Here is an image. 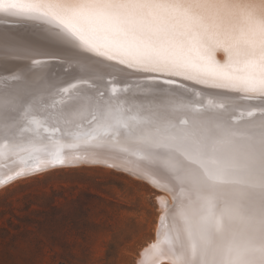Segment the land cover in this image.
<instances>
[{"label": "snow or ice", "instance_id": "obj_1", "mask_svg": "<svg viewBox=\"0 0 264 264\" xmlns=\"http://www.w3.org/2000/svg\"><path fill=\"white\" fill-rule=\"evenodd\" d=\"M8 57L31 67L0 75V186L125 168L174 201L137 264H264V0H0Z\"/></svg>", "mask_w": 264, "mask_h": 264}, {"label": "rangeland", "instance_id": "obj_2", "mask_svg": "<svg viewBox=\"0 0 264 264\" xmlns=\"http://www.w3.org/2000/svg\"><path fill=\"white\" fill-rule=\"evenodd\" d=\"M9 58L0 63L31 67ZM50 73L26 79L43 86L63 78L59 66ZM159 195L174 204L144 179L89 163L18 178L0 188V264H137L157 239Z\"/></svg>", "mask_w": 264, "mask_h": 264}, {"label": "bare ground", "instance_id": "obj_3", "mask_svg": "<svg viewBox=\"0 0 264 264\" xmlns=\"http://www.w3.org/2000/svg\"><path fill=\"white\" fill-rule=\"evenodd\" d=\"M9 58V57H8ZM10 59V58H9ZM14 60V59H13ZM16 61V60H15ZM19 61V60H18ZM26 61V60H25ZM24 61V62H25ZM59 65V62H50L48 65H46L44 68H42V70H37V72H38V74H39V72L40 73H42L43 75H50L51 73H50V71H51V68H54V67H57ZM30 67V66H29ZM61 76V75H60ZM63 76V75H62ZM43 77V76H42ZM40 78V77H39ZM45 79V78H44ZM56 80H57V77H56ZM30 82V81H29ZM58 82V81H57ZM40 83V82H39ZM48 83V82H47ZM55 83H56V81H55ZM48 86L49 85H43V86H36L37 88H41V89H39V90H37V92L39 93V92H43V93H47V90H48ZM33 87V86H32ZM18 162H13V163H11L10 164V162H7V161H5V162H0V174H2L3 172H5V171H7V169H8V167L9 166H15V164H17ZM73 164H79V163H73ZM89 164H93V163H89ZM72 165V164H71ZM93 165H102V166H106V165H103V164H93ZM70 166V165H69ZM61 167H64V166H61ZM56 168H60V166L59 167H55V168H52V169H56ZM135 168V161L133 160L130 164H129V169H134ZM52 169H50V170H52ZM116 169H119V170H124V171H126V172H128V173H131L133 176H136V177H138V178H141V179H144V180H146V182L148 181L149 182V180L146 178V177H144V176H141V175H138V174H136L134 171H131V170H126L125 168H116ZM46 171H48V170H46ZM45 172V171H44ZM39 174V173H38ZM20 179V178H19ZM15 181V180H14ZM1 187H3V186H1ZM0 187V188H1ZM162 193V192H161ZM164 194V193H163ZM171 195V194H170ZM158 197H160V198H162L165 202H166V204L168 205V206H170L171 205V198L168 196V195H159ZM159 202V201H158ZM174 202V201H173ZM160 204V203H159ZM161 205V204H160ZM173 205V204H172ZM171 205V206H172ZM162 210H163V213H164V208L162 207ZM163 213H161L162 215H163ZM161 215V216H162ZM158 233L160 234V237L162 238V236H163V231H164V229H163V225H162V221H161V219H160V226H159V228H158ZM158 236V235H157ZM154 242V241H153ZM152 242V243H153ZM150 245V244H149ZM145 248H147V247H145ZM144 248V249H145ZM162 263L164 262H169L168 260H163V261H161Z\"/></svg>", "mask_w": 264, "mask_h": 264}, {"label": "water", "instance_id": "obj_4", "mask_svg": "<svg viewBox=\"0 0 264 264\" xmlns=\"http://www.w3.org/2000/svg\"><path fill=\"white\" fill-rule=\"evenodd\" d=\"M51 62H58V61H51ZM9 69V72L8 73H2V72H0V75H2V74H11V73H15V72H17L18 70H16V69H13V68H8ZM61 81V80H60ZM60 81L58 80V82L57 83H60ZM33 88L37 91V90H39V89H41V88H37L36 86H33ZM48 91V90H47ZM69 165H71V164H65V165H57V166H49V167H47V168H44V169H42V170H40V171H35V172H32L31 174H28V175H25V176H22V177H19V178H25V177H28V176H32V175H36V174H38V173H41V172H44L45 170H48V169H52V168H55V167H61V166H69ZM104 165V164H103ZM18 179V178H17ZM16 180V179H15ZM14 181V180H13ZM12 181V182H13ZM11 183V182H10ZM10 183H8V184H10ZM7 184V185H8ZM1 187V186H0Z\"/></svg>", "mask_w": 264, "mask_h": 264}]
</instances>
